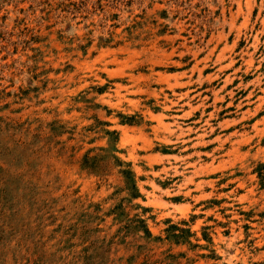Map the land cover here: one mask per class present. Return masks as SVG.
Returning <instances> with one entry per match:
<instances>
[{
	"label": "rangeland",
	"instance_id": "374dc122",
	"mask_svg": "<svg viewBox=\"0 0 264 264\" xmlns=\"http://www.w3.org/2000/svg\"><path fill=\"white\" fill-rule=\"evenodd\" d=\"M0 264H264V0H0Z\"/></svg>",
	"mask_w": 264,
	"mask_h": 264
},
{
	"label": "trees",
	"instance_id": "16d2710c",
	"mask_svg": "<svg viewBox=\"0 0 264 264\" xmlns=\"http://www.w3.org/2000/svg\"><path fill=\"white\" fill-rule=\"evenodd\" d=\"M123 171H125V170H123Z\"/></svg>",
	"mask_w": 264,
	"mask_h": 264
}]
</instances>
